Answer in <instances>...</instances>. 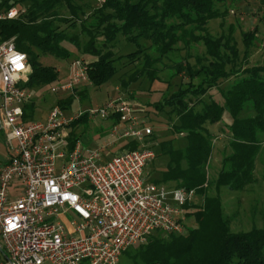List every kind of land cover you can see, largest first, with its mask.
<instances>
[{"label":"trees","instance_id":"obj_1","mask_svg":"<svg viewBox=\"0 0 264 264\" xmlns=\"http://www.w3.org/2000/svg\"><path fill=\"white\" fill-rule=\"evenodd\" d=\"M239 1L0 0V14L12 7L20 10L15 18L0 19V40L15 38L17 48L28 54L26 86L33 92L59 77V70L40 57L68 58L71 44L91 56L94 85L123 67L128 68L121 78L124 87L142 79L165 83L160 99L149 102L144 113L147 120L148 112L155 113L164 127L147 138L159 160L151 182L194 188L203 200L191 203L196 227L184 233L155 231L147 242L125 250L133 264H264V227L234 231L222 197L223 191L241 192L257 180L256 162L264 149V64L249 66L257 28L243 33L245 50L239 61L235 26L220 35L208 27L217 18L223 25L227 5ZM127 45L133 48L122 52ZM198 46L205 48L204 54H193ZM77 92L86 95V89ZM73 98L58 102L67 108ZM226 109L233 116L228 132L232 152L210 178L215 137L209 124L220 121ZM36 112L33 100L25 118H36ZM88 120L84 115L71 123L69 149L81 138L78 123ZM138 147L136 140L125 145Z\"/></svg>","mask_w":264,"mask_h":264},{"label":"built area","instance_id":"obj_2","mask_svg":"<svg viewBox=\"0 0 264 264\" xmlns=\"http://www.w3.org/2000/svg\"><path fill=\"white\" fill-rule=\"evenodd\" d=\"M19 13L12 7L0 19ZM28 70L29 56L15 38L0 40V130L16 142L0 166V247L9 256L0 251V264H121L125 250L155 231L186 232L183 215L196 189L145 178L156 156L146 105L119 96L68 116L58 103L46 119H26L34 100ZM89 81V62L76 58L67 81L50 86L75 95ZM84 115L117 118L110 133L139 147L109 155L104 145L78 139L69 149L71 123ZM69 210L75 216L67 225L60 215Z\"/></svg>","mask_w":264,"mask_h":264},{"label":"rangeland","instance_id":"obj_3","mask_svg":"<svg viewBox=\"0 0 264 264\" xmlns=\"http://www.w3.org/2000/svg\"><path fill=\"white\" fill-rule=\"evenodd\" d=\"M96 1L97 3L100 2V0ZM227 6L229 13L225 18L226 22L222 25L221 18L212 19L208 25L210 31L215 35H220L222 32L228 33L229 26L231 24L234 25V34L240 50V61L245 50L243 33L257 28L258 36L251 47L249 66L264 64V0H243L231 2ZM220 7L224 8L225 6L220 5ZM132 48L133 46L127 45L122 49V52L126 53ZM70 49L73 53L68 58H61L52 54L42 55L40 57L43 64L55 66L59 70V77L52 85H59L67 81L72 61L76 58L84 59L86 62L91 60L90 55L80 53L72 44ZM192 52L194 55L204 54L205 48L198 46ZM182 54H185V52ZM123 60L125 61L126 59ZM191 62L195 63V58H192ZM127 69V67L121 68L111 79L101 85H94L91 81L82 83L79 86V90L86 89V95L84 97H81L77 92L78 89L75 95L68 91L52 92L51 84L43 90L34 91V101L37 106L36 117L38 119H46L51 108L58 104L60 99H66L71 95H74L72 103L69 107L64 108L68 116L75 115L81 110L96 108L105 104L110 99L119 96L145 105L160 99L161 91L166 85L159 80L150 82L148 79H142L124 87L121 78L127 76V74H124L127 73ZM147 114L148 121L154 130L157 132L163 131L164 127H162L163 124L159 121L160 118L152 111ZM232 123L233 116L226 109L220 121L209 124V130L215 137V148L210 160V178L218 175L224 155L232 152L231 148H229L228 135ZM111 126L109 119L97 118L96 120L78 123L76 132L86 144L99 145L102 140L100 137L101 131L103 130V132L108 133L110 132ZM129 141L130 139L124 138L120 142L127 143ZM15 143V141H12L11 144L5 132L0 130V164L2 159L8 158L13 152L12 145ZM162 162H165V159ZM154 163L159 164L157 157L145 169V178L148 181H151V178L155 176V171H152ZM256 178L257 180L247 190L241 192L227 190L222 192L226 212L232 218L231 228L234 231L249 230L254 224L257 227H264V149L256 162ZM211 193H215L214 189H211ZM202 200L203 197L201 195H196L194 202H202ZM192 211H194V207L189 204L183 215V222L187 229L194 228L197 225L195 216L191 215ZM69 216L72 218L71 214ZM121 264H133L128 259L126 253L121 257Z\"/></svg>","mask_w":264,"mask_h":264},{"label":"crops","instance_id":"obj_4","mask_svg":"<svg viewBox=\"0 0 264 264\" xmlns=\"http://www.w3.org/2000/svg\"><path fill=\"white\" fill-rule=\"evenodd\" d=\"M108 119L111 122V125H113L117 121V118H115V117H111ZM102 132H103V130L101 131V134H100V137L102 138V140H101V144H99V145H104L106 147V150L108 151L109 155H114V154L120 153L126 149L125 145L128 142L127 143H125V142L121 143L120 141L122 139H117L110 132H108V133H105V132L102 133ZM7 159L8 158L2 159L0 166L3 163H5ZM69 214H71L72 217L75 216V213L71 210L67 211L65 214L60 215V218L62 219V221H64L67 225H70L71 217L69 216Z\"/></svg>","mask_w":264,"mask_h":264},{"label":"water","instance_id":"obj_5","mask_svg":"<svg viewBox=\"0 0 264 264\" xmlns=\"http://www.w3.org/2000/svg\"><path fill=\"white\" fill-rule=\"evenodd\" d=\"M0 251L2 252V254L4 255V257H5L6 259L9 260V256H8L7 253L4 251V249L0 247Z\"/></svg>","mask_w":264,"mask_h":264}]
</instances>
